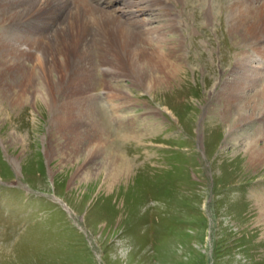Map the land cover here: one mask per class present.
<instances>
[{"label":"rangeland","instance_id":"374dc122","mask_svg":"<svg viewBox=\"0 0 264 264\" xmlns=\"http://www.w3.org/2000/svg\"><path fill=\"white\" fill-rule=\"evenodd\" d=\"M235 1H175L182 73L151 90L129 66L122 120L100 85L79 108L65 89L25 92L40 54L18 70L0 45V264H264V158L248 151L256 137L264 147V38L232 23ZM3 18L0 44L18 29ZM240 69L250 100L231 111ZM116 157L131 172L114 183Z\"/></svg>","mask_w":264,"mask_h":264},{"label":"bare ground","instance_id":"6f19581e","mask_svg":"<svg viewBox=\"0 0 264 264\" xmlns=\"http://www.w3.org/2000/svg\"><path fill=\"white\" fill-rule=\"evenodd\" d=\"M175 1L0 0L3 19L8 18L7 23L11 22L14 26L18 24V29L15 30L17 33L10 30L1 34V38H14V41L2 39L0 44L2 53L5 60L11 57L15 61L12 66L18 70H21V64L24 63V61L21 63L22 59L29 61L34 59L37 52L40 54L32 75L20 85L24 87L25 92L31 89L36 91L35 95H45L50 99L59 88L65 89L66 106L79 108L95 104L93 102L98 98L93 92L100 85V88L106 91L107 101L114 114L122 120L125 115L118 113H121L122 107L129 105L133 99L130 92L119 84L120 80L129 74V66L137 73L135 77H139L137 83L139 80L144 87L151 90L171 85V81L182 73L184 68L180 64L182 42L180 40L173 42L168 38L169 34L183 27L179 22V16L173 15L171 9ZM119 2H123L121 4L123 7L118 6ZM231 14L232 23L234 22L236 26L260 35L258 38H264V0H240L235 3ZM146 16L149 19H145ZM166 17L170 18L167 24L149 28L153 22ZM21 27H25L27 31L20 30ZM165 29L169 30V33L165 32ZM16 43H20L21 46L18 47ZM23 45L27 46V50L22 49ZM101 67L104 69L101 70ZM239 67L241 66L238 63ZM244 72L240 69L238 78L228 88V97L224 101L231 111L237 108L235 102L241 104L245 100H250V97L247 100L246 95L240 92V89L245 88L241 77ZM100 73L103 75L99 83L97 82L99 77L96 75ZM38 75L41 87L38 85V79H35ZM55 76H58V81L55 80ZM234 83L236 85H233ZM42 90L46 93L43 94ZM222 95L223 93L220 98ZM256 95L264 101L262 97L264 90L257 91L254 96ZM260 102L261 100L256 108L262 106ZM238 108L241 112L239 120L245 121L244 115L248 109L243 111L242 107ZM231 115L234 117L235 114ZM69 117L72 119L75 117L77 121L74 120L75 123L70 129L84 128L78 112H70ZM260 135L264 137V130ZM258 138L248 140V144H252L248 151L253 152L255 161L260 157L264 158V147L259 149L257 146ZM116 158L112 159L114 165L107 171V180L114 183L118 178L125 177L131 172L129 164L121 163L120 157Z\"/></svg>","mask_w":264,"mask_h":264}]
</instances>
